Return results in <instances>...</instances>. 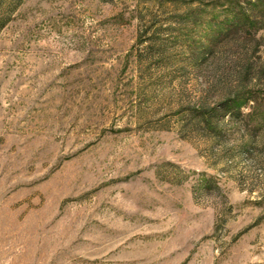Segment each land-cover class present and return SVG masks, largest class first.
I'll return each mask as SVG.
<instances>
[{
  "label": "rangeland",
  "instance_id": "rangeland-1",
  "mask_svg": "<svg viewBox=\"0 0 264 264\" xmlns=\"http://www.w3.org/2000/svg\"><path fill=\"white\" fill-rule=\"evenodd\" d=\"M239 6L0 0V264H264V76L220 132L188 116Z\"/></svg>",
  "mask_w": 264,
  "mask_h": 264
},
{
  "label": "trees",
  "instance_id": "trees-1",
  "mask_svg": "<svg viewBox=\"0 0 264 264\" xmlns=\"http://www.w3.org/2000/svg\"><path fill=\"white\" fill-rule=\"evenodd\" d=\"M232 15L233 19L222 23L218 33L207 44L191 48L192 63L196 67L214 64L221 74L209 86V90L214 88L219 93L221 103L215 107L202 101L188 115L190 122L211 133L220 132L217 123L221 116L242 117L245 107L256 113L260 99L259 89L255 87H260L256 82L264 76V62H259L255 54L261 44L256 34L264 30V8L239 6ZM223 64L230 65L231 69V74L226 77H223Z\"/></svg>",
  "mask_w": 264,
  "mask_h": 264
}]
</instances>
